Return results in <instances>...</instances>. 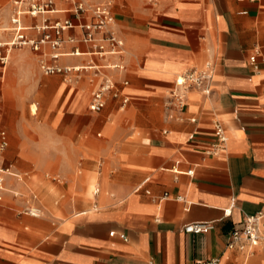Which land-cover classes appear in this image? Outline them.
<instances>
[{
  "label": "crops",
  "instance_id": "1",
  "mask_svg": "<svg viewBox=\"0 0 264 264\" xmlns=\"http://www.w3.org/2000/svg\"><path fill=\"white\" fill-rule=\"evenodd\" d=\"M58 5L70 7L64 0ZM113 11L127 70L110 72L129 97L126 107L138 109L139 138L132 140L131 119L120 125L126 108L120 99L109 97L110 112L99 123L98 116L83 112L92 84L82 80L69 87L62 118L71 112L72 123L82 121L79 142L89 134L87 143H98L95 128L105 133L100 161L86 162L85 191L81 185L72 189L74 179H67L64 189L73 190L72 199L40 216L21 212L25 200L10 193L37 180H14L20 174L13 170L7 175V189H0V264H195L216 258L220 264H264V246L248 252L227 246L230 231L247 215L264 212V0H118ZM17 54L34 65L26 51ZM90 58L66 55L59 62L81 65ZM207 61L215 64L212 94L192 89L184 119L163 120L176 75ZM123 79L129 84L122 85ZM216 121L229 139L224 151L209 154ZM59 154L62 174L72 176L67 147ZM97 165L101 171L95 174ZM211 221L215 228L207 233L183 230Z\"/></svg>",
  "mask_w": 264,
  "mask_h": 264
},
{
  "label": "built area",
  "instance_id": "2",
  "mask_svg": "<svg viewBox=\"0 0 264 264\" xmlns=\"http://www.w3.org/2000/svg\"><path fill=\"white\" fill-rule=\"evenodd\" d=\"M70 7L60 8L58 0H13L10 17L13 34L12 45L28 47L39 56V66L44 75H62L70 82L79 83L88 78L97 87L93 90L90 110L102 111L109 97L120 99V108L129 103V97L124 95L119 87V81L110 71L125 72L127 53L125 42L121 38L113 7L116 0L93 2L90 0H64ZM68 14L60 18L59 14ZM73 29L82 32L81 37L70 34ZM68 33V34H67ZM71 45L70 50L66 49ZM80 45H87L85 51ZM259 49V48H258ZM89 55L86 64L64 65L59 61L63 56ZM95 57L103 60L99 63ZM251 62L257 67V55L250 56ZM215 64L207 61L201 68H191L176 75L170 96L166 101L167 117L169 119H184L188 106V96L192 89L200 90L210 96L213 91ZM122 85L129 81L123 79ZM194 121L195 119H191ZM215 141L207 150L209 154H219L226 148L228 134L222 122L216 121ZM7 131L0 127V154L8 147ZM178 171L177 169H175ZM194 170L188 174L193 175ZM4 179H0V183ZM1 189V187H0ZM33 210V209H32ZM39 216L41 210L35 209ZM264 212L247 215L240 225L230 233L227 246L231 249L249 250L252 247L264 246ZM215 228V222H192L183 227L187 233H207ZM114 235L115 232L110 233ZM126 239L125 234H121ZM195 264H220L218 258Z\"/></svg>",
  "mask_w": 264,
  "mask_h": 264
},
{
  "label": "rangeland",
  "instance_id": "3",
  "mask_svg": "<svg viewBox=\"0 0 264 264\" xmlns=\"http://www.w3.org/2000/svg\"><path fill=\"white\" fill-rule=\"evenodd\" d=\"M12 3L13 0H0V42L2 43L13 40L11 29L3 30L4 26L11 25ZM9 47L11 46L0 44V125L6 128L10 139L8 147L0 154V167L10 168L20 174L19 177H12L14 180L25 182L30 177L37 180V183L29 189L10 193L14 198L25 200L26 206L20 209L21 212L32 215V209H40L42 215L45 209L57 211L72 199L73 190L64 189L67 179H74L71 182L72 189L81 185L85 191L88 187L85 177L90 170L86 162L92 160L99 163L100 139L105 137V133L100 128H95L94 135L99 138L98 143L88 144L89 134L83 135L82 141L79 142L82 121L72 123L71 112H67L69 114L62 118V115L68 111L67 90L71 86H78L79 83L70 82L62 75H44L38 58L30 49L14 46L9 52ZM21 51L28 53L34 65L29 66L18 57L17 53ZM64 61H67V58H64ZM84 80L89 81L87 77ZM63 85L66 88L60 90ZM96 87V83L89 85L90 95ZM169 96L170 89L167 91V97ZM33 104L37 107L36 114L31 110ZM89 104L90 96L83 111L86 117L96 115L99 123L107 118L110 112L109 106L100 113H94L90 111ZM165 105L162 112L163 120L169 119ZM120 113L123 114L120 125L125 118L131 119V125L136 130V136L132 140H138L140 132L137 123L138 109L129 105L125 110H120ZM98 132L102 135L98 136ZM65 146L68 152L66 155L68 167L73 171L72 176H66L61 172L64 160L59 152H64ZM75 151L76 155H74ZM95 169V174L101 171L98 165ZM1 174L5 176L3 186L7 189L9 175L0 172ZM40 187L47 189L48 195H44ZM34 195L37 198H34Z\"/></svg>",
  "mask_w": 264,
  "mask_h": 264
},
{
  "label": "bare ground",
  "instance_id": "4",
  "mask_svg": "<svg viewBox=\"0 0 264 264\" xmlns=\"http://www.w3.org/2000/svg\"><path fill=\"white\" fill-rule=\"evenodd\" d=\"M3 26H4V25H3ZM10 29H11V25H10V27H5V26H4V28H3V30H10ZM0 44H1V45H2V44L10 45L11 47L8 48V51H9V52H11V50L14 49V46L12 45V40H11V41H7V42H5V43H4V42H3V43L0 42ZM31 110H32L33 114L37 112V108H36L34 105L32 106ZM0 171H1L2 173H5L6 175H12V174H13V172H12V170H11L10 168H8V169L1 168ZM0 179L2 180V179H4V177H0ZM0 187H1V188L3 187V182L0 183ZM32 212H33V213H36V210L33 209Z\"/></svg>",
  "mask_w": 264,
  "mask_h": 264
}]
</instances>
